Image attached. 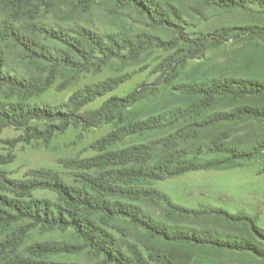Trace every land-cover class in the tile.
I'll return each instance as SVG.
<instances>
[{
	"label": "trees",
	"instance_id": "trees-1",
	"mask_svg": "<svg viewBox=\"0 0 264 264\" xmlns=\"http://www.w3.org/2000/svg\"><path fill=\"white\" fill-rule=\"evenodd\" d=\"M192 3L222 14L247 12V21L189 31ZM0 5V88L26 99L57 81L62 90L114 61L133 70L86 84L57 107L0 101V133L23 130L26 141L47 144L71 126L112 127L88 146L93 156L59 160L71 183L45 169L23 178L0 170L1 264H191L195 257L225 260L233 253L264 261L258 245H264V230L253 218L213 207L186 209L152 187L190 171L264 160V0ZM195 14L196 27L209 19ZM239 42L222 61H205L207 51ZM155 51L160 55L153 57ZM190 61L202 63L180 79ZM137 73L154 80L105 98ZM134 137L141 139L123 144ZM38 191L55 197H36ZM141 203L156 207L162 220L151 218ZM34 229L72 230L76 241L30 242Z\"/></svg>",
	"mask_w": 264,
	"mask_h": 264
},
{
	"label": "rangeland",
	"instance_id": "rangeland-1",
	"mask_svg": "<svg viewBox=\"0 0 264 264\" xmlns=\"http://www.w3.org/2000/svg\"><path fill=\"white\" fill-rule=\"evenodd\" d=\"M190 6L193 11L189 12V14L191 18L196 17L197 21L191 18L186 19L185 25H191L187 27L189 31L214 32V30L225 25H243L247 21L246 17H248L247 12H243V14L238 12L222 14L220 11H215L200 3H192ZM195 11L203 13V16L209 19L196 27L199 16L195 14ZM240 45H242L241 42L229 43L219 48L211 49L206 52L205 61L209 65L220 62L224 52ZM159 55L160 52L155 51L153 53V57ZM201 63L202 61L188 62L186 67L180 72V79L188 75L193 68ZM3 71L5 73L8 72L6 69ZM132 71L130 66L114 61L100 73L88 72L80 74L75 82L62 90L58 88L60 81H57L42 94L26 99L19 96L17 92L13 93L5 87L0 88V101L6 103L25 100L29 104H48L57 107L66 102L73 92L86 84L96 83L106 78L127 74ZM16 74L20 75L19 70L16 71ZM153 80L154 77L146 73L133 74L116 92L109 93L105 98L114 94L124 96L140 83ZM105 98L98 99L89 108H97ZM111 128L110 125H102L98 128L84 131L79 127L71 126L64 132L55 134L47 144L36 139L26 141L24 139L28 137V133L23 134V130L6 128L0 133V170L6 171L13 178H23L29 171L45 169L59 173L71 183L72 181L66 175L67 171L59 163V160L93 156L95 153L88 150V146L109 132ZM140 139L141 137L127 138L123 144ZM152 187L166 195L177 206L193 210L213 207L222 209L232 215L243 213L253 218L257 226L264 230V160L262 159L229 169L190 171L176 177L156 181L152 184ZM34 195L48 199L55 197L53 193L48 191H38ZM141 207L154 220H162L156 207L148 203H141ZM29 239L30 242L76 241L72 230L47 232L34 229L30 232ZM258 245L264 249V245L260 243ZM192 264L219 263L202 259L193 261Z\"/></svg>",
	"mask_w": 264,
	"mask_h": 264
},
{
	"label": "crops",
	"instance_id": "crops-1",
	"mask_svg": "<svg viewBox=\"0 0 264 264\" xmlns=\"http://www.w3.org/2000/svg\"><path fill=\"white\" fill-rule=\"evenodd\" d=\"M207 259L219 264H264V261L254 259L250 254L247 253H233L228 255L225 260H211L205 257H195L193 261Z\"/></svg>",
	"mask_w": 264,
	"mask_h": 264
}]
</instances>
